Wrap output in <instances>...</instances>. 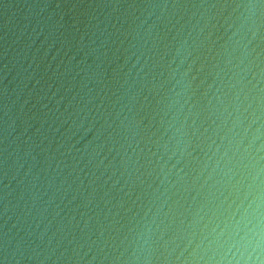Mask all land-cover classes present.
Listing matches in <instances>:
<instances>
[{
    "label": "water",
    "instance_id": "95a60500",
    "mask_svg": "<svg viewBox=\"0 0 264 264\" xmlns=\"http://www.w3.org/2000/svg\"><path fill=\"white\" fill-rule=\"evenodd\" d=\"M0 264H264V0H0Z\"/></svg>",
    "mask_w": 264,
    "mask_h": 264
}]
</instances>
